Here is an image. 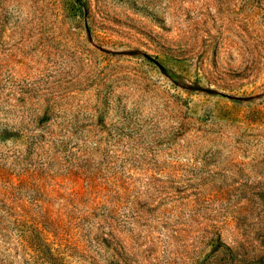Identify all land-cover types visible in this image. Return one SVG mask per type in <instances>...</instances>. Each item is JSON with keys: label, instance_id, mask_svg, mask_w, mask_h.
<instances>
[{"label": "rangeland", "instance_id": "rangeland-1", "mask_svg": "<svg viewBox=\"0 0 264 264\" xmlns=\"http://www.w3.org/2000/svg\"><path fill=\"white\" fill-rule=\"evenodd\" d=\"M0 264H264V0H0Z\"/></svg>", "mask_w": 264, "mask_h": 264}]
</instances>
